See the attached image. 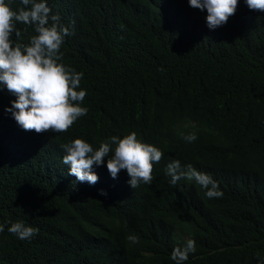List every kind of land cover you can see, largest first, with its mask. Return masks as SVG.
<instances>
[{"label": "trees", "instance_id": "trees-1", "mask_svg": "<svg viewBox=\"0 0 264 264\" xmlns=\"http://www.w3.org/2000/svg\"><path fill=\"white\" fill-rule=\"evenodd\" d=\"M73 35L63 63L84 74L86 116L63 133L23 130L0 91V223L39 229L0 233V264H257L264 256V12L243 0L211 30L188 0H48ZM22 7L14 0L13 8ZM22 42L35 35L17 24ZM15 39V36H13ZM135 131L164 155L153 180L132 189L126 170L94 166L95 185L62 163V145L94 148ZM195 133L187 143L182 136ZM190 163L219 183L209 199L194 180L169 183L166 165ZM105 190L108 195L101 196ZM136 236L131 242L128 237Z\"/></svg>", "mask_w": 264, "mask_h": 264}, {"label": "clouds", "instance_id": "clouds-1", "mask_svg": "<svg viewBox=\"0 0 264 264\" xmlns=\"http://www.w3.org/2000/svg\"><path fill=\"white\" fill-rule=\"evenodd\" d=\"M22 7L13 8L14 0H0V91L5 88L15 97L5 111L23 130L36 133L66 132L79 118L86 116L84 106L87 90L81 87L82 72L63 63L61 48L73 31L61 22L59 13H53L48 0H19ZM249 10L264 12V0H243ZM240 0H188L189 6L207 11V27L215 30L223 26L235 14ZM33 27L32 35L22 42V31L17 24ZM15 36V39H13ZM187 143L198 139L195 133L182 136ZM62 163L68 167V175L78 182L95 185L99 179L94 166L105 164L117 178L126 170L127 183L132 189L153 180V166L159 164L164 153L154 144L145 142L133 131L123 137L112 135L93 145L83 138H75L62 145ZM169 183L176 185L182 179L194 180L205 190L207 198H220L223 192L211 174L197 170L190 163L171 160L165 169ZM101 196H107L105 190ZM7 231L20 240L31 239L39 229L23 221L0 223V233ZM128 239L136 243V236ZM197 251L195 239H187L183 245L172 249L170 259L174 264H187L190 255ZM257 264H264V256L256 254Z\"/></svg>", "mask_w": 264, "mask_h": 264}]
</instances>
